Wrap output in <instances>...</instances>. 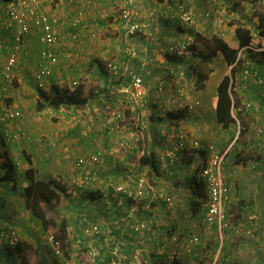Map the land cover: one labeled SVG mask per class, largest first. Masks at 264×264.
<instances>
[{"label":"crops","instance_id":"obj_1","mask_svg":"<svg viewBox=\"0 0 264 264\" xmlns=\"http://www.w3.org/2000/svg\"><path fill=\"white\" fill-rule=\"evenodd\" d=\"M49 1L52 2L42 0L41 9L51 16L58 33L54 47L58 61L50 64V72L41 81L71 89L83 85L89 102L84 108H39L40 96L28 89L31 105L24 106L18 97L25 98L23 93L17 91L18 87L14 89V106L21 111L20 127L30 131L31 140L27 146L19 147L8 137V150L18 163V175L16 187L12 182L5 187L0 184V200L6 205L0 209V216L7 224L1 229L13 227L22 236L24 227H17L20 223L33 217L40 220L25 206L21 194L28 182L26 169L32 166L36 175L52 176L65 188L47 215L52 211L61 214L56 219L58 225L66 220L70 263H75L73 257L80 254L78 249L83 250L79 264H264V93L244 76L248 63L264 73V35L259 33L264 2L97 0L95 6L80 9L85 5L82 0L81 5L80 0H59L55 6H50ZM127 5L137 10L142 24L135 34H127V25L121 22V7ZM181 7L192 11L193 25L181 21ZM81 10V20L87 28L72 24ZM239 26L251 31L249 44L237 54V59L247 58L243 68L240 61L231 64L225 52L211 41L217 37L227 43L228 51L238 48ZM102 31L103 38L98 36ZM197 34L215 46L203 86L198 85V75L190 67L200 58L199 53L209 52ZM10 36L12 44L14 30H10ZM43 48L35 32L25 36L23 54L37 57ZM255 56L262 61L248 62ZM40 59L43 67L45 63ZM104 60L119 63V71L110 73ZM27 63V70L36 68L31 60ZM232 67L235 121L224 126L217 113L218 86ZM133 75H141L146 85V93L139 101L120 91ZM173 80H180V94L170 86ZM124 103L125 119L119 126L110 124L107 108ZM171 112L178 118L171 119ZM235 128L245 138L242 146L253 153L245 157V168L235 164L230 170L224 160V178L231 187L225 201L229 225L222 229L213 224L219 227L217 236L205 221L206 201L198 213L190 212L189 202L201 199L192 181L200 178L208 146L214 145L218 151L231 146ZM180 131L188 135L184 150L178 143ZM118 139L129 142L130 148H119L113 157L104 153L93 181L75 184L73 179L79 181L85 174L73 163L76 157L87 159ZM195 141L199 146L193 145ZM151 152L157 170L139 162L142 155ZM237 160L243 165V160ZM139 175H146L156 183L157 192L172 196L174 202L169 204L165 198L150 195L148 203V199L139 200L131 191H116L119 184L134 189V178ZM93 225L100 227L99 233L91 230ZM53 228L54 234L56 227ZM173 228V236L166 235ZM196 235L200 236L198 242L192 238ZM15 255L18 256L10 254Z\"/></svg>","mask_w":264,"mask_h":264},{"label":"built area","instance_id":"obj_2","mask_svg":"<svg viewBox=\"0 0 264 264\" xmlns=\"http://www.w3.org/2000/svg\"><path fill=\"white\" fill-rule=\"evenodd\" d=\"M42 0H11L9 1L8 16L11 24L18 26V29L14 31V39L12 44V50L3 64V74L7 79H12L14 67L17 63L18 54L22 50L24 44L25 36L31 31L32 28L37 29L39 42L44 45L41 50L40 56L44 61L45 65L42 67L38 74V78H43L46 74L50 72V64H54L58 61V55L54 51V47L58 42V33L55 29L54 22L51 16L41 9ZM264 2V0H262ZM82 10L78 13L77 17H74L72 24L76 27L83 25L81 20ZM138 12L135 8L128 6L122 12V17L124 18L125 25H127V32L130 34H135L141 28V23L138 22ZM209 15V12H207ZM179 18L182 22L193 25L195 23V17L192 11L186 7L180 8ZM85 27V25H83ZM133 54V53H132ZM107 67L110 72L116 74L120 66L117 62L109 61ZM171 73H174L171 70ZM244 76L254 85L261 88L264 93V73L259 72V70L248 63L244 69ZM174 84L170 86L172 88H177L178 94L181 93L180 80H173ZM43 83V82H42ZM121 93L128 95L134 101H139L140 98L146 93V85L144 78L141 75H133L129 82L124 84L120 88ZM189 107L192 104L188 105ZM21 117V111L11 105L4 104L0 109V123H5L7 121H13ZM125 118V111L118 109L114 111L109 117L108 122L110 124H118ZM179 147L183 150L186 148V139L188 137L186 131H180L177 134ZM194 146H199V142L195 141ZM119 148L129 149L130 143L118 139L117 142L108 146L104 151H96L90 154L87 159H79L77 161L78 168L85 171L84 176H82L79 181L77 178L73 179L75 184L81 186L85 182H91L95 178V171L99 162H102L104 153H108L113 157ZM208 159L206 165L202 167L199 175L201 180L205 183L207 191V211L205 214V221L208 225L218 224L221 228L229 225V221L226 216L225 211V201L228 198L229 191L231 189L230 185L225 181L223 174V164L224 158L227 151H218L216 146L210 145L207 148ZM87 169V170H86ZM78 182V183H77ZM134 189H130L128 184H119L115 188L119 193H133L135 197L139 200L148 199L150 195H156L157 197L165 198V200L170 204L174 200L172 196L165 194L163 191L157 192L154 186H152L149 178L146 175H139L134 178ZM93 232L99 233L100 227L98 225H93ZM193 238L194 242L200 241V236L196 235ZM50 242L54 248L57 255L62 253L59 243L55 240L54 234H51ZM0 242H4L5 245L10 247H15L20 242V237L18 231L11 227L0 231ZM66 264H71L66 260Z\"/></svg>","mask_w":264,"mask_h":264},{"label":"trees","instance_id":"obj_3","mask_svg":"<svg viewBox=\"0 0 264 264\" xmlns=\"http://www.w3.org/2000/svg\"><path fill=\"white\" fill-rule=\"evenodd\" d=\"M3 1H11V0H3ZM164 1V0H159ZM85 25V27H83ZM83 25L80 27L87 28L88 25L83 22ZM79 28V27H78ZM97 32H94V34ZM259 33L264 35V17H261ZM237 34L240 38L238 48H230V51L227 49V43H224L222 40H219L217 37H212L211 41L214 44H217V48L222 49L229 62L237 64L240 59H237V54L240 48L245 45H248L251 40V31L250 29L239 26L237 28ZM197 39L201 40L209 49L207 53H199L200 58L196 59L191 63L190 67L192 71L198 75V85L203 86L204 81L206 79L207 73L211 70L208 67L207 62L209 58L214 55L215 49L211 46V41L199 34L196 35ZM114 61V60H113ZM119 64V63H118ZM235 67V66H234ZM231 68L229 74H226L219 86H218V101H217V113L218 119L220 122H223L224 126H228L231 122L235 121V118L232 114V110L236 105V102L233 100L231 94H234L233 86L235 80V69ZM113 73V72H110ZM83 85H77L74 88L70 87H62L57 84H51L48 91H40V97L38 101V107H52V108H84L88 105L89 98L84 93ZM129 113V109L127 110ZM168 116L171 119H177L178 116L176 113H168ZM8 141L9 138L4 131L3 123H0V184L2 183H13V187L17 185V175H18V166L15 160L9 153L8 150ZM25 152V151H24ZM27 158L31 159L29 155ZM141 165H148L152 169L157 170V164L155 161L154 154L151 152L149 154L142 155L139 159ZM206 162H204V167ZM26 177L27 181L21 192L22 196L25 200V206L31 210V212L40 219L44 228L50 229L51 227H56L54 232L55 240L59 243L61 250L66 256H69V248L66 243V238L68 235L66 220L63 219L61 223L58 225L56 219L49 217L47 212L49 210L54 209V204L58 203L61 197V192L65 191L63 185H61L57 180H55L52 176L41 175L38 176L35 173V169L30 166L26 169ZM193 185H195L196 193L201 196V199L191 200L189 202V209L192 214L198 213L203 207V203L207 201V191L205 183L199 178L198 180L195 178L192 181ZM184 201V200H183ZM6 207L5 202L0 200V209H4ZM174 228L168 229L166 235L173 236ZM25 244V243H24ZM24 244L19 242L15 247L14 251L17 254H21Z\"/></svg>","mask_w":264,"mask_h":264},{"label":"rangeland","instance_id":"obj_4","mask_svg":"<svg viewBox=\"0 0 264 264\" xmlns=\"http://www.w3.org/2000/svg\"><path fill=\"white\" fill-rule=\"evenodd\" d=\"M59 0H52L49 1L48 3H50V6H55V4L58 2ZM78 0H76L75 2L77 3ZM85 2V5H81V0H80V7H75V8H90V6H95V3L97 2V0H82ZM89 5V6H87ZM8 8H9V3L7 1H1L0 0V107L4 104L7 105H12L14 106V89L18 87V90L20 93H23L24 97L23 98L21 96H18L22 99L23 103H25L24 106H30V96L29 94L26 92V90L31 89L35 92L38 93L39 96H41L40 91H48L50 88V85L45 84L44 82L42 83L41 79L38 78V74L40 72L39 69H41L42 67V61H40L41 56H40V52L38 53L36 60L34 61V57H30L31 55L29 54H23V46H22V50L20 51V53L18 54V59H17V63L14 67V71H13V76L12 79H7L4 77L3 74V64L4 62L7 60L10 52H11V39H10V30H16L18 29L17 25L11 24L10 20L8 18ZM125 9V6L121 7V17H122V12ZM45 11V10H44ZM123 20H121V22L123 23L124 26V18L122 17ZM113 20V19H111ZM121 23V25H122ZM108 30H105V32ZM111 31H115L113 29H111ZM35 32L37 34V29L32 28L30 33ZM138 32V31H137ZM136 32V33H137ZM107 33V32H106ZM107 34H113L112 32H108ZM130 34V33H127ZM38 35V34H37ZM99 37L103 38L104 37V32H100V35H98ZM100 39V38H99ZM11 45V46H10ZM11 48V49H10ZM26 55V57L24 56ZM28 55V56H27ZM39 58V59H38ZM31 60L32 63H36V68H34L33 70H27L25 67L28 63L27 60ZM247 58L244 59V61L242 60V58L240 59V65L241 68L244 67L245 62ZM40 62H39V61ZM262 61V59L258 56H255L254 58H251V60H249L248 62L252 61V63H257L259 61ZM108 61L109 60H104L103 62L105 63V68L108 65ZM244 62V64H242ZM237 66V65H236ZM240 70V67L239 69ZM38 71V72H37ZM27 73L26 75L23 76L24 73ZM108 72V71H107ZM45 78V77H43ZM83 84V83H81ZM19 89H23V90H19ZM16 107V106H15ZM165 107V106H164ZM1 109V108H0ZM118 109H121L122 111L125 110V103L124 106L121 105L117 108L115 107H109L107 108V112H106V116L109 118L114 111H117ZM236 116H239L237 114V111H234ZM125 119V118H124ZM137 118L135 119L136 123ZM123 122V120L117 124V126H119L121 123ZM21 122L20 120L16 119L13 121H7L3 124L4 127V131L7 134V137L15 140V142L18 144L19 147H23V144H25L27 146V143L31 140V135L29 134L30 131H26L24 130V127L21 128L20 127ZM20 128V129H19ZM25 131V132H23ZM19 137V138H18ZM19 139V140H18ZM16 140H18L19 142H17ZM232 142L230 143L231 146L228 147V145L222 149L223 152L227 151L225 154V158L224 160L227 162L226 164V168L228 169H232V166H234L235 164H237V167L240 168H245V157L249 156L250 154L253 153L252 149H246L244 148L242 145L245 143V138L243 137V133L239 132L238 128H235L234 131V136L232 137ZM240 146V148H238ZM21 149V148H20ZM240 150V151H239ZM227 157V158H226ZM81 159V157H76V159L74 160L73 163H77V161ZM84 159V158H83ZM237 159L243 160V165H239V162ZM19 162V161H18ZM18 164V163H17ZM20 164V163H19ZM21 165V164H20ZM77 165V164H76ZM224 166V169H226ZM80 170V169H78ZM76 173V172H75ZM44 175V174H43ZM152 181V180H151ZM10 184V183H8ZM8 184L3 183L2 186H8ZM152 186L155 187V182H151ZM71 190H74V188L70 187ZM122 194V193H120ZM150 201V197L148 198V203ZM16 206V204H15ZM12 208V205L9 207V209ZM12 213V211H10ZM49 217H52L54 219H60L61 218V214H58L57 212L52 211L51 213H49ZM12 217V216H10ZM25 217V216H24ZM36 219L33 218H29L28 220L23 221V223H20V226L17 227H24V233L22 234V236L19 234L20 237V242L21 243H25L23 250L21 252V254L15 255V256H10V254L12 253H16V251H14V249H12L13 247H10L9 245H5L4 242H0V264H66V260L69 256H66V254L61 253L59 255H57L54 251V248L50 242V235L53 234L54 228H50L49 230L44 228L42 222L39 220V222ZM7 224L4 221V219L2 220L1 216H0V231L4 230L1 229L3 227H6ZM11 226V225H10ZM218 226H212L209 228V230L215 231V235L219 236V231H218ZM225 227H223L222 229H224ZM28 230V231H27ZM27 231V232H26ZM29 231H33L30 232ZM30 237V238H29ZM70 251V250H69ZM79 251L80 254H77L76 256H74L73 253L72 256L75 263H71V264H79L78 260L81 257V252H83V250H76ZM72 258V257H71Z\"/></svg>","mask_w":264,"mask_h":264},{"label":"clouds","instance_id":"obj_5","mask_svg":"<svg viewBox=\"0 0 264 264\" xmlns=\"http://www.w3.org/2000/svg\"><path fill=\"white\" fill-rule=\"evenodd\" d=\"M9 3V2H8ZM12 106V105H11ZM1 108V107H0ZM4 124V123H3Z\"/></svg>","mask_w":264,"mask_h":264}]
</instances>
